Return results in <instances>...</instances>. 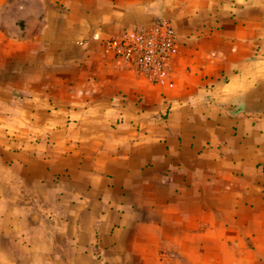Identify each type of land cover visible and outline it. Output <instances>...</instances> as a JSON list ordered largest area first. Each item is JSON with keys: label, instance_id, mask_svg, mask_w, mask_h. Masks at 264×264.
Masks as SVG:
<instances>
[{"label": "crops", "instance_id": "obj_1", "mask_svg": "<svg viewBox=\"0 0 264 264\" xmlns=\"http://www.w3.org/2000/svg\"><path fill=\"white\" fill-rule=\"evenodd\" d=\"M0 264H264V0H0Z\"/></svg>", "mask_w": 264, "mask_h": 264}, {"label": "built area", "instance_id": "obj_2", "mask_svg": "<svg viewBox=\"0 0 264 264\" xmlns=\"http://www.w3.org/2000/svg\"><path fill=\"white\" fill-rule=\"evenodd\" d=\"M104 55L131 66L151 83L165 85L171 76V62L179 54L178 33L169 20L147 28H130L107 39Z\"/></svg>", "mask_w": 264, "mask_h": 264}]
</instances>
